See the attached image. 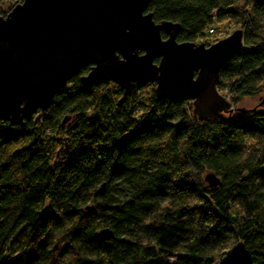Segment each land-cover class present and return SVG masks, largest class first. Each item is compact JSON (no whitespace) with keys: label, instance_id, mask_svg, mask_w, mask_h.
<instances>
[{"label":"trees","instance_id":"16d2710c","mask_svg":"<svg viewBox=\"0 0 264 264\" xmlns=\"http://www.w3.org/2000/svg\"><path fill=\"white\" fill-rule=\"evenodd\" d=\"M146 11L178 24V43L240 29L216 90L233 110L264 94V0H149ZM262 108L200 121L152 83L123 93L76 76L22 126L0 120V264H264Z\"/></svg>","mask_w":264,"mask_h":264},{"label":"water","instance_id":"95a60500","mask_svg":"<svg viewBox=\"0 0 264 264\" xmlns=\"http://www.w3.org/2000/svg\"><path fill=\"white\" fill-rule=\"evenodd\" d=\"M149 0H22L0 16V120L22 126L73 77L84 89L112 83L126 93L152 83L159 100L190 101L200 121L233 109L216 90L222 66L242 48V31L205 46L176 41L179 25L155 23ZM164 35V38H162ZM89 67L86 74L80 71ZM264 104V99L261 105ZM68 119H64L65 123ZM215 187L218 179L206 174ZM104 184L97 189L102 195ZM100 240L114 239L109 229Z\"/></svg>","mask_w":264,"mask_h":264},{"label":"rangeland","instance_id":"374dc122","mask_svg":"<svg viewBox=\"0 0 264 264\" xmlns=\"http://www.w3.org/2000/svg\"><path fill=\"white\" fill-rule=\"evenodd\" d=\"M21 1L22 0H0V16H4L5 14H7L9 12L10 8H12L15 4L20 3ZM213 27L218 29V32L213 37H216V38H219V39H222V38L226 37V36H224L226 33L229 35L234 30H236V29H233V28L229 27L226 23L216 24ZM219 30L221 32H219ZM225 99L228 101L227 98H225ZM263 99H264V94L258 95V96L252 97V98L241 99L235 106L238 109L237 110H233L231 112L232 116L239 118V117H241L243 115V113H244L243 111H245L247 109H250V108H253V107H257V106H260V107L263 106L264 107V104L261 105V102L263 101ZM262 109L264 110V108H262ZM64 148L65 147L61 146L59 148V153L58 154L62 153L65 150ZM172 260H173L172 257H167L166 258V263L170 264L172 262Z\"/></svg>","mask_w":264,"mask_h":264},{"label":"built area","instance_id":"2783aa9c","mask_svg":"<svg viewBox=\"0 0 264 264\" xmlns=\"http://www.w3.org/2000/svg\"><path fill=\"white\" fill-rule=\"evenodd\" d=\"M217 32H218V29L217 28L210 27L208 29V32L207 33H208V36L213 37ZM219 32H221V31L219 30Z\"/></svg>","mask_w":264,"mask_h":264}]
</instances>
